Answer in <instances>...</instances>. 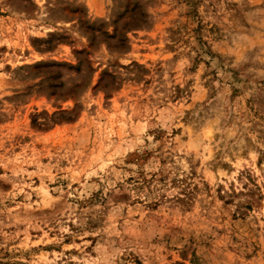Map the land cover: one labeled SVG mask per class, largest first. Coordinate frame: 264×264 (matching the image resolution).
<instances>
[{"label":"rangeland","instance_id":"rangeland-1","mask_svg":"<svg viewBox=\"0 0 264 264\" xmlns=\"http://www.w3.org/2000/svg\"><path fill=\"white\" fill-rule=\"evenodd\" d=\"M0 264H264V0H0Z\"/></svg>","mask_w":264,"mask_h":264}]
</instances>
